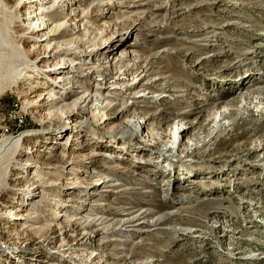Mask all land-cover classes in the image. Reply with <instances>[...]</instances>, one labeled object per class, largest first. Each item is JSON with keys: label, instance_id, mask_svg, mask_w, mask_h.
<instances>
[{"label": "rangeland", "instance_id": "1", "mask_svg": "<svg viewBox=\"0 0 264 264\" xmlns=\"http://www.w3.org/2000/svg\"><path fill=\"white\" fill-rule=\"evenodd\" d=\"M11 1L6 0V3L10 6ZM107 1L70 0L67 8L77 9V16L70 22L78 28L72 35H63L54 42L103 46L91 60H87L95 62L91 65L101 69L112 70L118 66L126 70L125 79L114 85L124 86L117 103H135L129 104L132 115L145 118L142 122L148 125L135 141L157 146L131 145L129 148L120 139L114 146L100 140L96 143L93 133L96 138L105 137L108 131L120 129L118 126L124 125L132 115L109 122L102 117L101 113L105 111L99 113L92 104L87 114L77 119V122L85 121L90 135L72 138L67 146L42 142L36 137L44 131L46 123H40L39 117L35 119L23 110L25 98L21 93L27 91V85H15L0 98V143L12 145V141L21 135L31 134L35 143L26 147L36 146L38 151L66 154V160H57L63 163L78 160L66 165L65 173H55L54 177L43 175L53 181L63 176L72 179L64 180V184L88 187L65 188L60 199L49 203L36 199L39 208L29 213L38 212L45 221L48 217L52 220L57 213L59 218L54 217L51 222L63 227L68 225L66 218L73 220L85 214L92 218L117 220L126 218L111 214L119 207L150 209L152 215L136 223L142 228L146 226L144 221L157 222L181 208L184 209L183 215H176L171 220L162 221L156 228L147 227L143 231L115 236L90 233L93 237H86L79 244L69 236H59L58 230L47 241L38 242L41 236L30 235L34 242L32 246L37 249L28 255L13 253L11 255H15L13 258L18 263L9 260L7 264H19V261H24L21 264H264V0H141L135 8L132 4L117 8L97 6ZM103 9L109 13L101 17ZM21 10L24 12L25 8ZM4 19L5 23L0 26L10 27L11 19ZM4 37V44L9 42V50L13 53H21L30 46L25 45L19 36H12V41ZM169 50L173 53L170 54ZM38 53L37 50L27 58H36ZM139 59H142L141 63ZM150 59L153 66L145 73L143 67ZM23 63L25 61H19L20 65ZM5 65L7 62L0 60V67L15 76V68H5ZM38 65L43 67L45 63L39 62ZM136 66H140L138 73L132 74ZM115 76L112 75L110 84L103 86L113 87ZM99 84L100 81L91 79L89 94L101 99L105 94L111 95L112 88H103L99 92L96 88ZM145 88L147 90L142 91ZM44 90V87L38 90L37 95ZM135 95L138 98H134ZM161 97H165L164 100ZM228 106L235 109V113L224 118L222 112ZM242 106L247 110L239 109ZM120 108L122 106L118 105L116 110L107 113L115 114ZM202 110L204 112L199 115ZM154 126L169 136L161 139L150 131ZM188 127L193 129L181 136L182 143L176 150L181 158L173 161L161 155L159 150H165L167 146L175 148L170 136ZM149 133L154 134L153 139L148 137ZM204 141L208 143L206 146H203ZM59 142H65V139ZM18 143L10 152L19 147L21 143ZM102 154L116 158L105 159ZM28 158L32 160L26 155L21 160ZM116 165L129 169L137 178L127 173L129 182L124 186L104 188L105 178H113L106 169ZM156 165L171 170L160 173ZM206 171L215 174L206 176L202 173ZM31 177L28 175L29 180ZM120 183L117 180L107 184ZM149 183L168 184L161 186L163 190L155 191ZM113 190L135 192L133 202H125L124 199L130 198L127 193L105 196L104 191ZM72 192L75 195H68ZM72 197L84 203L72 210V203L67 202ZM117 198L124 203L117 204L114 200ZM28 202L31 203V199ZM114 220L107 225L118 227ZM13 229L22 228L13 225L12 221L3 226L2 236L6 237L3 245L6 247L21 245L22 241L12 233ZM57 235L59 238L56 239ZM61 239L73 248L67 249ZM116 239L123 241L125 246L113 241ZM123 248L128 250L125 254L129 259L118 262L116 257L120 254L115 250L122 251ZM37 251H44V254L39 255Z\"/></svg>", "mask_w": 264, "mask_h": 264}, {"label": "bare ground", "instance_id": "2", "mask_svg": "<svg viewBox=\"0 0 264 264\" xmlns=\"http://www.w3.org/2000/svg\"><path fill=\"white\" fill-rule=\"evenodd\" d=\"M69 1L70 0H12V5L9 6V4L6 3V0H0V23L4 22L5 17L11 19L12 21L10 27L4 26V28H2L0 26V60L2 62L3 60L7 62L5 68H15L16 74L12 77L9 70L5 69L4 71V68L0 67V98L5 93L10 91L15 85H19L20 87L27 85V91H22L21 93L22 97L25 98L23 110L35 119L39 117L37 120L40 123H46L44 131H42L36 138L42 142H50L58 146H67L68 142L72 138H78V136L83 134L90 135L87 131L88 128L86 127L85 121L77 122V119L87 114L90 104H92V108H94L96 111L99 110V113L104 110L105 112L101 113L103 115L102 117L109 122L115 121V119L122 120L130 117L133 112H131L132 110L130 109L129 104H135L127 102L119 104L117 103L119 93L123 91L124 86L114 85H119L117 81H123L125 79V75H128L125 69L122 70L121 67L117 66L116 68L109 70L107 67L106 69H101L100 66L96 67L95 65H91L95 64V62L91 63L90 60L101 48H103V46L98 47L96 44H85L84 46H81L75 42L71 43L68 41L54 42L55 39H61L63 35H72L73 30L75 31V29L78 28V26H75L70 22L71 18L77 16V9H68L67 7L69 5ZM140 1L141 0H109L105 3L96 4L99 7L106 6L111 8H117L118 6L124 7L125 5L128 6L129 4H132L135 8ZM23 7L25 8L24 12L21 10ZM160 8L165 7L161 6ZM101 12V17H104L107 13H109L108 10L104 9ZM84 14L85 16H88L86 13ZM59 20L65 21L63 23H56ZM3 35L6 36L10 41H12V36H19L20 39L24 41L25 45L30 46H28L27 49L23 50L21 53H13L9 50L11 44L9 42H7L8 46L4 44L6 41L3 40L5 38ZM123 44L126 45L127 43ZM20 47H22L21 44ZM37 50L39 52L38 57L33 59L27 58L29 54L35 53ZM169 53L171 54L173 52L169 50ZM170 54H166V56H171ZM20 60L25 61V63L20 65ZM77 60H79V62ZM39 62H44L45 65L40 67L38 65ZM138 62L141 63L142 59H139ZM145 63L146 67H143V71L148 73L153 66V63H151V59ZM139 68L140 66H136V68L132 70V74H137ZM112 75H116L115 80L113 81L114 83L112 84L113 87L108 85L103 86L105 84H110L109 80L111 79ZM91 79L100 81V84L96 85V88L99 89V92H101L100 89L103 88H106V90L112 88V91L109 92L111 95L105 94L103 95L104 98L101 99L96 95L93 96L89 94V92L91 93V90L89 89L88 83ZM128 86L129 85H126L125 87ZM153 86L155 87V85ZM43 87L45 88L44 92L40 95H37V91L41 90ZM160 88L165 89L164 87ZM146 90L147 88L143 89L142 91ZM142 96L147 98L146 95ZM35 97H37L35 100H31V98ZM134 98H138V95H135ZM164 98L165 97H161V100H164ZM174 98V100H177V97L174 96ZM152 99L157 100V98L155 99L154 97H152ZM118 105H121L122 108H120V110H118L115 114L107 113V111L116 110ZM224 109L225 110L222 112V116L224 118H230L235 113V109H229V106ZM239 109L247 110V107L242 106ZM203 112V110L199 111L198 114L201 115ZM179 114H183V112H180ZM142 119L145 120V118L137 117L136 114L132 115L129 120L125 121L124 125L122 123L120 126H118L120 129L108 131V134L102 138L100 136L96 138L93 133L92 138L96 140V143L98 140H100L101 143L110 142L111 146L117 144V139L127 143L129 148L131 145L134 147L137 145V147L157 146L155 143L149 144L135 141V138L140 137L143 129L148 128L146 127L148 125L146 122H142ZM93 122L95 123L94 120ZM161 124L162 123H160V130ZM192 129L193 127H188L181 129L178 134H172L173 136H170V138H172L175 148L172 149L167 146L165 150H159L161 155L170 158L173 161L180 159L181 157L179 154H177L176 150L177 147L182 143L181 136L189 133V131ZM221 129L219 130L221 131ZM150 131L154 134H157V136L161 139H165L169 136L158 131V127L156 126L153 128L150 127ZM154 134L149 133L148 137L153 139ZM31 136V134H23L18 138V140L12 141V145H10V143H0V264H7L9 260L18 263L15 261V258H13L15 255L11 254L18 252L21 254L17 255H28L31 251L37 249L34 248L36 246H32L34 242L30 239V235L41 236L38 242L47 241L51 235H54L56 230H58L60 232L59 236H69L75 241V243L79 244L80 241L85 240L86 237H93L90 235V233L98 236L102 232V234L105 235L115 236L116 234H123L127 232L143 231L142 229L147 227L156 228L162 221L171 220L175 218L176 215H183L184 209L181 208L176 213H170L166 216V218L158 219L157 222L144 221L143 224H146V226L138 228L139 224L136 223L151 216L153 211L150 209L135 210V208L119 207L115 209L116 211L111 212V214L125 216L126 218L117 220L113 219L114 222L116 221V223H118V227L114 228L110 224L107 225L108 222L113 221L112 219L104 217L92 218V216L88 214L73 220L66 218L65 221L68 223V225L61 227V225L51 222L52 220H55V218H59L57 217V213H54V215L56 214L54 216L55 218L53 217L51 220L48 217L46 221L43 218L44 216H41L38 214V212L33 214L29 213L39 208L36 199H39L41 203H49L51 200H55L58 197L60 199L63 196V190H65V188H67V190H72L74 188H85L75 185L76 183L64 184V180L68 181L72 179H65L63 176H59L60 178L55 177V181L44 177L43 175L54 177L56 175L55 173H65L68 169L66 165H70L72 162H77L78 160H71L70 162L66 161V163H63L57 160H66L68 158L66 154H53V152L48 153L38 151L36 146L26 147L28 144L35 143ZM51 139H54L58 142L51 141ZM64 139L65 142H59V140ZM18 142L21 143L19 147L15 151L10 152L11 147ZM199 142H201V140H199ZM164 144L165 143H163L161 146ZM207 144L208 143H206V141L203 142V146H206ZM55 149L53 148V150ZM126 149L127 148L124 150ZM141 150L144 152V149ZM196 150H199V148L197 147ZM38 152H40V154H38ZM190 152H188V155L191 154ZM25 155L31 157L32 160L30 158L21 160ZM102 157L111 160L116 158L114 155L108 156L106 154H102ZM71 168L75 171L73 167ZM155 168H157V171H160V173L171 170V168L163 170L161 165H156ZM46 169L47 172H44ZM109 169H106V171L109 172L113 178H105L103 182L104 188H118L119 186H124L129 182V176H135L134 174H131V171L125 167L116 165L111 166ZM32 170L37 172L38 175H36L34 172L31 173ZM68 173L76 175L74 172ZM202 173L206 176H212L215 174L211 171ZM28 175L32 176L30 180ZM114 178L121 181V183L116 185H108V182L112 183L113 181H117L114 180ZM199 183L200 181L197 182V184ZM149 184L155 191H161L163 190L161 189V186H165L168 183L165 185H159L157 183ZM205 184L209 185V183ZM38 190L40 191L37 192ZM104 192L107 194L105 195L107 197L111 196L109 194H129L130 198L124 199L125 197H123L127 204L133 202L132 195H135V192L126 190L118 192H114V190ZM68 195L73 196L75 193L72 192ZM29 199H31V203L28 202ZM114 200L117 201V204L124 203L121 202L122 200L120 198ZM67 202L72 203L70 205L72 210L73 208H76L84 203L83 201H80V199H75L74 197L68 199ZM99 206L102 207L104 205ZM22 211L23 213H19ZM187 212L188 211H185V213ZM11 221L13 225H17L22 228L21 230L13 229L14 231H12V233L16 234V237L22 241L20 247L13 248L11 246L6 247L3 245L6 238L2 236L3 226H5L8 222L11 223ZM147 232L150 231L148 230ZM59 236L57 235L55 238L57 239ZM113 241L120 242L118 245L125 246L123 241L117 239ZM60 242L63 246H66L67 249L73 248L72 246L68 247L67 242L63 243L62 239ZM116 250L115 252L120 254L119 257H116L118 262H125L129 259V256L125 254L128 251L127 249L123 248L122 251H119L120 249ZM37 252L39 255L44 254V251ZM57 255L61 256L59 252H57ZM96 256L101 255L97 254ZM55 258L57 257L55 256ZM21 262L24 261H19V264H21Z\"/></svg>", "mask_w": 264, "mask_h": 264}]
</instances>
